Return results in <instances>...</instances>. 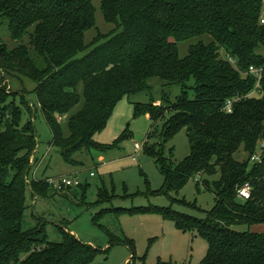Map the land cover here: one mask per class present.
Instances as JSON below:
<instances>
[{"label": "trees", "instance_id": "obj_1", "mask_svg": "<svg viewBox=\"0 0 264 264\" xmlns=\"http://www.w3.org/2000/svg\"><path fill=\"white\" fill-rule=\"evenodd\" d=\"M93 1L0 0V28L15 42L9 47L0 34V264H88L99 251L63 229L62 241H48L39 218L29 228L22 226L26 173L37 146L32 121L21 123V107L33 109L28 94H35L63 161L80 165L75 154L92 156L118 146L121 138L101 144L94 135L122 97L148 90L153 77L179 85L180 95L171 106L162 103L165 94L161 102L134 103V114L155 121L171 110L163 138L186 127L190 142V154L176 164L160 150L143 149L156 158L164 177L160 191L171 198L198 176L215 201L205 218L169 207L153 210L206 240L207 253L198 264H264V229H256L264 226V146L259 147L264 55L258 52L264 47L263 0H98L104 20L114 27L86 42L85 32L95 24ZM205 34L212 40H199L179 55L180 42ZM251 65L263 67L259 80L248 72ZM23 77L35 87L9 91L6 82L14 78L19 86ZM67 114L68 134L63 135L61 119ZM240 148L243 160L233 156ZM258 150L259 160L249 165ZM215 173L211 183L204 178ZM30 183L33 195L50 185ZM246 184L244 199L237 189ZM236 225L248 229L239 231Z\"/></svg>", "mask_w": 264, "mask_h": 264}, {"label": "rangeland", "instance_id": "obj_2", "mask_svg": "<svg viewBox=\"0 0 264 264\" xmlns=\"http://www.w3.org/2000/svg\"><path fill=\"white\" fill-rule=\"evenodd\" d=\"M93 4L95 24L85 32L86 42L98 32L108 33L114 27L104 20L98 0H94ZM261 17H264V0ZM0 34L9 47L15 43L4 27L0 28ZM199 40L209 42L212 38L205 34L180 42L179 55H186L188 46ZM258 52L264 55V47H260ZM4 79L9 78L5 76ZM6 83L12 92L19 87L26 91L35 87V83L26 77L21 79L19 86L14 78ZM149 84L148 90L122 97L106 126L94 135V139L101 144H110L121 138L118 146L106 152L93 151L92 156L77 153L74 158L82 161L80 165H69L63 161L58 149L51 144L52 133L37 107L35 94H28V102L33 109L29 113L21 107V123L28 119L32 121L37 146L26 173L27 207L23 228L35 225L39 218L44 221L46 239L54 242L63 240L62 229L70 231L81 242L99 249L88 264H198L202 261L208 249L206 240L196 230H182L173 220L153 210L169 207L190 216L205 218L215 201L212 190L206 188L202 184L203 178L198 176L191 178L177 192H172V199L160 191L164 177L156 158L143 149L160 150L169 162L176 164L190 154V142L186 127L167 140L163 138L171 110L155 121L148 115L134 114V103H150L152 98L161 102L165 94L167 100L162 103L171 106L181 93L179 85H165L158 77L151 78ZM192 88L190 82L188 95L192 96ZM81 105L82 101L69 113H74ZM70 114L61 119L63 135L68 134L67 118ZM262 142L264 139L260 144ZM135 143L140 149L134 148ZM259 155L261 150L256 152L258 158ZM233 156L243 160L246 153L240 148ZM256 161L250 159L249 165ZM61 176L76 177L81 186L57 190L50 184L44 193H31L30 181L48 182L51 178L56 181ZM204 178L211 183L218 178V173ZM153 190L155 193L151 194ZM234 228L244 231L248 226L236 225ZM256 229L262 230L264 226Z\"/></svg>", "mask_w": 264, "mask_h": 264}, {"label": "built area", "instance_id": "obj_3", "mask_svg": "<svg viewBox=\"0 0 264 264\" xmlns=\"http://www.w3.org/2000/svg\"><path fill=\"white\" fill-rule=\"evenodd\" d=\"M260 23L264 25V17L260 18ZM229 61L234 63V60H232L229 56H227ZM248 72L255 75L257 80L262 75L263 72V67L262 66H249ZM227 111H231V101H227L226 106H225ZM264 146V142L260 144V148ZM134 148L136 150L140 149L139 145L137 143L134 144ZM260 156V155H259ZM252 160H259V158L256 156V153H254L251 156ZM92 174V173H91ZM48 183H50L55 189L57 190H63L65 188L71 187V186H78L80 182L76 179V177H69V176H61L57 178L56 181H54L53 178L48 179ZM238 195L241 198L247 199L249 197V187L246 185L242 186L241 188L237 189Z\"/></svg>", "mask_w": 264, "mask_h": 264}]
</instances>
